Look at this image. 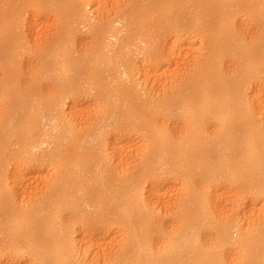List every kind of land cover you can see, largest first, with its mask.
I'll use <instances>...</instances> for the list:
<instances>
[{
  "label": "bare ground",
  "instance_id": "6f19581e",
  "mask_svg": "<svg viewBox=\"0 0 264 264\" xmlns=\"http://www.w3.org/2000/svg\"><path fill=\"white\" fill-rule=\"evenodd\" d=\"M0 264H264V0H0Z\"/></svg>",
  "mask_w": 264,
  "mask_h": 264
},
{
  "label": "rangeland",
  "instance_id": "374dc122",
  "mask_svg": "<svg viewBox=\"0 0 264 264\" xmlns=\"http://www.w3.org/2000/svg\"><path fill=\"white\" fill-rule=\"evenodd\" d=\"M122 2H123V1H122ZM110 6L112 7V5H110ZM89 9H91V8H89ZM89 9H88V10H89ZM93 9H94V8H93ZM93 9H92V10H93ZM90 11H91V10H90ZM91 15H93V16H94V14H93V13H92ZM94 17H95V16H94ZM94 17H93V18H94Z\"/></svg>",
  "mask_w": 264,
  "mask_h": 264
}]
</instances>
